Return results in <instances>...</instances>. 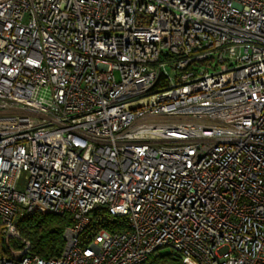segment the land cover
Segmentation results:
<instances>
[{"label":"built area","instance_id":"obj_1","mask_svg":"<svg viewBox=\"0 0 264 264\" xmlns=\"http://www.w3.org/2000/svg\"><path fill=\"white\" fill-rule=\"evenodd\" d=\"M35 212L70 216L56 257ZM163 247L264 264V0H0V264Z\"/></svg>","mask_w":264,"mask_h":264},{"label":"trees","instance_id":"obj_2","mask_svg":"<svg viewBox=\"0 0 264 264\" xmlns=\"http://www.w3.org/2000/svg\"><path fill=\"white\" fill-rule=\"evenodd\" d=\"M70 224V216H63L53 213L35 212L25 216L19 223L18 229L21 236L29 241L30 249L37 255L47 258L58 256L64 246L63 231L66 225ZM109 231H123L126 229L125 218H114L104 224ZM11 243L21 247L23 243L12 239ZM153 263L162 264H183L182 260L171 253L163 256L153 255Z\"/></svg>","mask_w":264,"mask_h":264},{"label":"rangeland","instance_id":"obj_3","mask_svg":"<svg viewBox=\"0 0 264 264\" xmlns=\"http://www.w3.org/2000/svg\"><path fill=\"white\" fill-rule=\"evenodd\" d=\"M169 248L168 247H163V248H160L157 250V252L154 254V255H160V256H163L165 254H167L169 252ZM182 263L183 264H193L191 261L189 260H182ZM157 264H162V263H157ZM167 264V263H165Z\"/></svg>","mask_w":264,"mask_h":264}]
</instances>
